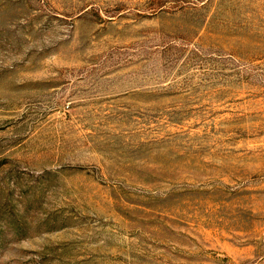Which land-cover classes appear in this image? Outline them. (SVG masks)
I'll use <instances>...</instances> for the list:
<instances>
[{
  "label": "rangeland",
  "instance_id": "rangeland-1",
  "mask_svg": "<svg viewBox=\"0 0 264 264\" xmlns=\"http://www.w3.org/2000/svg\"><path fill=\"white\" fill-rule=\"evenodd\" d=\"M0 264H264V0H0Z\"/></svg>",
  "mask_w": 264,
  "mask_h": 264
}]
</instances>
